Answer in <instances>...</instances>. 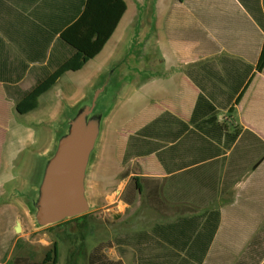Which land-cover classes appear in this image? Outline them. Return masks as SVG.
<instances>
[{
    "label": "crops",
    "instance_id": "1",
    "mask_svg": "<svg viewBox=\"0 0 264 264\" xmlns=\"http://www.w3.org/2000/svg\"><path fill=\"white\" fill-rule=\"evenodd\" d=\"M123 1L0 0V193H24L63 112L121 61L88 188L144 210L134 264H264V0ZM20 212L0 205V226Z\"/></svg>",
    "mask_w": 264,
    "mask_h": 264
},
{
    "label": "water",
    "instance_id": "2",
    "mask_svg": "<svg viewBox=\"0 0 264 264\" xmlns=\"http://www.w3.org/2000/svg\"><path fill=\"white\" fill-rule=\"evenodd\" d=\"M121 63L109 68L83 98L63 112L49 149L37 158L23 194L36 225L54 224L90 209V171L105 119L123 86L114 75ZM19 229L17 223L15 231Z\"/></svg>",
    "mask_w": 264,
    "mask_h": 264
},
{
    "label": "rangeland",
    "instance_id": "3",
    "mask_svg": "<svg viewBox=\"0 0 264 264\" xmlns=\"http://www.w3.org/2000/svg\"><path fill=\"white\" fill-rule=\"evenodd\" d=\"M25 119L17 116L12 123L22 125ZM96 155L93 158V163ZM41 167L43 160L40 162ZM21 164V162H20ZM93 165V164H92ZM19 187V186H18ZM28 185L24 190L25 193ZM17 188V187H16ZM15 189V188H14ZM13 188L8 192L1 188L0 205L16 204L20 212L19 231L6 230L0 226L2 248L0 249V263L28 264L40 262L45 252L54 242L58 243V264H134V258L128 249L127 241L130 231L143 230L140 224L144 210L138 204L126 207L125 212L116 211V201H111L117 195L114 193L104 201L102 195L89 192L90 209L83 218H67L61 223L47 226L35 224L31 211L24 201L23 194H14ZM20 190H17L18 192ZM0 243V246H1ZM118 244V253L115 248ZM120 253V255H119ZM17 260V262H15ZM20 259H24L25 262Z\"/></svg>",
    "mask_w": 264,
    "mask_h": 264
},
{
    "label": "trees",
    "instance_id": "4",
    "mask_svg": "<svg viewBox=\"0 0 264 264\" xmlns=\"http://www.w3.org/2000/svg\"><path fill=\"white\" fill-rule=\"evenodd\" d=\"M178 1H182V0H178ZM125 9H126V4L123 0H121V15L125 11ZM116 23H117V19H115L113 26H115ZM107 38H108V33L104 35L103 39L98 40L93 50L78 49V52L75 53L70 59H68L63 65H61L56 71H54L52 74L47 76L44 80L37 82L35 86L29 92H27L25 96L17 103L16 105L17 111L20 113H25L35 108L37 106L38 97L55 83L56 79L62 72H64L65 70H70V69L74 70L80 68L88 58L94 56L100 50V48L103 46ZM263 66H264V48L262 50V54L258 63V68L261 69ZM86 215L87 213H84L76 217H71L70 219L83 218ZM61 222H63V220L57 222V224ZM58 259H59L58 243L54 242L51 248L45 252L40 262H33L28 264H58ZM17 260L18 259H16L15 262H17ZM21 260L25 262L24 259H20V261Z\"/></svg>",
    "mask_w": 264,
    "mask_h": 264
}]
</instances>
